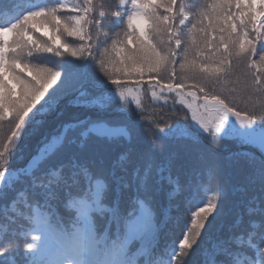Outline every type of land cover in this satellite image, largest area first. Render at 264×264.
Wrapping results in <instances>:
<instances>
[{"label":"snow or ice","instance_id":"1","mask_svg":"<svg viewBox=\"0 0 264 264\" xmlns=\"http://www.w3.org/2000/svg\"><path fill=\"white\" fill-rule=\"evenodd\" d=\"M0 264H264V0H0Z\"/></svg>","mask_w":264,"mask_h":264},{"label":"trees","instance_id":"2","mask_svg":"<svg viewBox=\"0 0 264 264\" xmlns=\"http://www.w3.org/2000/svg\"><path fill=\"white\" fill-rule=\"evenodd\" d=\"M179 107V106H178Z\"/></svg>","mask_w":264,"mask_h":264}]
</instances>
